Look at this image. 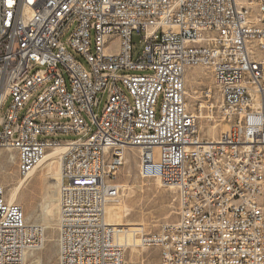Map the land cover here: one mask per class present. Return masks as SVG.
I'll return each mask as SVG.
<instances>
[{
	"label": "built area",
	"instance_id": "2783aa9c",
	"mask_svg": "<svg viewBox=\"0 0 264 264\" xmlns=\"http://www.w3.org/2000/svg\"><path fill=\"white\" fill-rule=\"evenodd\" d=\"M195 67L228 126L216 141L189 108ZM56 148V264H264V0H0V152L26 180ZM129 149L177 193L159 231L106 220ZM45 235L0 184V264H28Z\"/></svg>",
	"mask_w": 264,
	"mask_h": 264
},
{
	"label": "rangeland",
	"instance_id": "374dc122",
	"mask_svg": "<svg viewBox=\"0 0 264 264\" xmlns=\"http://www.w3.org/2000/svg\"><path fill=\"white\" fill-rule=\"evenodd\" d=\"M242 3H247L248 0H240ZM257 13V8H252V15ZM67 37V36H66ZM135 49L141 50L142 37L140 34L135 33L133 36ZM187 83L189 92L195 96V99L188 97V104L191 111L199 115L198 125L200 136L205 139H212L219 137L220 133L228 129L227 124L222 121V114L220 109L214 110V117L210 119L207 110V97L205 91L208 87H213V80L211 71L204 67H195L188 69ZM194 92V93H193ZM108 92L101 91L97 95V104L93 108V112L100 117L106 100ZM215 103L219 104L218 96H215ZM200 104L202 109L199 110ZM160 102L158 103V109ZM201 115L203 117H201ZM91 130L95 129V124L87 117ZM212 126H215L213 128ZM213 129V132L212 130ZM215 129V130H214ZM77 135H62L60 138L75 139ZM9 151L2 150L0 152V182L6 187L7 195H9V186L11 183L19 181V173L17 165L9 159ZM128 160L118 173L117 181L121 184V195L118 200L111 204L125 203L129 209L130 214L127 216L126 221L129 225H139L147 232L159 231L166 223L173 222L177 219V193L174 189L163 186L160 182L153 179H144L139 175L138 163L139 158L135 149H129L126 152ZM57 169V164L54 165ZM49 184L47 185V183ZM57 180L49 176L48 179L43 180L38 173L30 181L26 182L22 188V195L16 201L24 212L27 222L42 223L44 226L43 212L44 205H46L47 196L53 195L54 198H59V187H56ZM121 201V202H120ZM264 210V191L260 198ZM45 202V203H44ZM55 207L58 206L59 201H53ZM42 208V209H41ZM57 216V217H56ZM59 214L54 211L52 217L53 228H46V237H51V241H47L45 249L36 252V254L29 256V262L41 256L42 264H56L59 252L58 244V228ZM56 221V222H55ZM58 222V223H57ZM54 223H56L54 225ZM50 232V233H49ZM49 234V236L47 235ZM32 256V257H31ZM130 256V252H127ZM138 257H134L137 259Z\"/></svg>",
	"mask_w": 264,
	"mask_h": 264
},
{
	"label": "bare ground",
	"instance_id": "6f19581e",
	"mask_svg": "<svg viewBox=\"0 0 264 264\" xmlns=\"http://www.w3.org/2000/svg\"><path fill=\"white\" fill-rule=\"evenodd\" d=\"M186 81H187V83L190 82V80L188 78V75L186 76ZM187 95H188V97H191L192 99H195V96L192 95L189 92L188 87H187ZM201 117H203V116L201 115ZM212 127L215 128V126H212ZM210 130H212V132H213V129H210ZM200 138H202V136H200ZM212 139L214 141H216L217 137H213ZM61 150H62L61 148H56V149L50 150L46 154V156L43 159V161L29 175L28 179H26V180L19 179V181L17 183H13V184L11 183L9 186H7V187H9L8 200L10 202H16L18 200V198L22 195V188L24 187L26 182L30 181L38 173L40 174V177L43 180L48 179L49 176L54 177V179L57 180L56 187H59L60 182H61V171H60L59 165L56 163V158L59 155V153L61 152ZM13 159H14V157H13ZM55 164H57V169H54V165ZM0 184L3 185V182H0ZM48 184H49V182L47 183V185ZM55 200L59 201V198L55 199L53 195H48L47 196V201H45L46 205H44L45 207H44V212H43V219H44V224H45L46 228H50V227L53 228L52 217L54 215L55 209H56V212L59 214V203H58V206L55 207L54 202H53ZM129 211H130V209L125 203L109 204L107 206V209H106V220H107L108 223L114 224V225H129V223H127V221H126L127 216L130 214ZM56 221H58V220H56ZM55 224L56 223H54V225ZM56 228H58V226ZM47 235L49 236V234H47ZM45 240L51 241V237H46L45 236ZM130 240H131V237H129V241ZM45 245H46V242H45ZM34 254H36V252H32V253H30L28 255L29 256L30 255L34 256ZM29 256L27 258H29ZM41 260H42L41 256H39V258L34 259L32 262H30L28 264H40V263H42Z\"/></svg>",
	"mask_w": 264,
	"mask_h": 264
}]
</instances>
